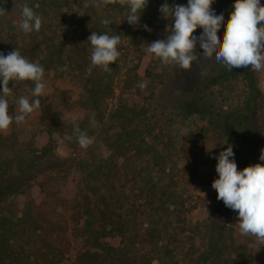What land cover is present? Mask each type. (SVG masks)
<instances>
[{
	"label": "rangeland",
	"instance_id": "1",
	"mask_svg": "<svg viewBox=\"0 0 264 264\" xmlns=\"http://www.w3.org/2000/svg\"><path fill=\"white\" fill-rule=\"evenodd\" d=\"M235 2L236 0L219 8L217 15L223 14L225 18L218 32L221 43ZM260 2L262 3V0ZM187 3V0H171L169 5H187ZM93 4L97 5L96 9H98V4L101 3L100 0H95ZM162 4L160 3L158 8L155 7L156 10L150 9L148 14H142L140 24L132 25L131 32L127 28L124 16L111 18L107 26L100 24L110 36L130 37V51H128L130 71L125 74L126 70H124L117 76L114 94L107 102V112L110 113L122 101L131 104L144 102L146 104L144 110L149 108L147 117L151 120L176 118L175 124L164 131L170 133L176 142L175 159L178 167L175 170V181L179 185L177 191L184 194L186 205H190L181 217L186 233L180 234L179 239L183 238L181 241L167 243L169 254L166 255V249L163 248L165 246L154 253L155 259L152 264H204V262L205 264H232L230 261L235 258L234 253L228 252V248H223L221 245L209 260L199 257L203 253L211 252L209 248L211 217L214 211L220 212L215 204L217 191L212 187L214 180L219 178L216 172L218 161L213 157L219 156V153L224 150L226 139L221 132L201 122L196 111L204 110L207 114H212L213 118L219 114L225 116L224 124L227 131L234 132L230 109L224 106L219 97L211 93L212 89H206L203 86L212 75L220 71L224 64L217 62L215 55L208 59L201 56L193 62L190 69L185 70L174 64L165 65L160 58L147 53L146 43L164 40L171 34L172 20L162 18L159 11ZM19 9V6H15L11 11L6 10L8 13L5 16H0V29H3L2 35L6 41H11L13 36V30L10 31L12 13L18 12ZM84 13L85 10L75 6L71 11L69 10L66 22H63L64 17L59 15L57 20L44 21L41 28L47 33L51 28L59 25L63 33H71L78 29V36L75 37L74 42H78L80 47H86L88 55L91 56L92 46L88 38L92 32L97 34L98 32L93 25H87L88 23L84 21ZM144 25H147L151 31H146ZM199 29L197 28L196 31ZM141 45L145 47L142 48ZM196 52L200 54L203 52L199 44H197ZM258 74L264 94V68L259 70ZM43 82L46 84V89L38 98L30 94V89L34 88V82H9L12 94L7 99L9 114L13 118L18 114L17 102L22 95H28L30 101L39 99L41 106L29 114L23 123L18 125L13 121L8 130L0 131V141L4 140L6 144L3 153L11 158L32 154L33 150L39 151L47 144L49 133L52 132L58 153L68 159L71 164V173L37 176L29 186L9 199L6 208L15 211L17 216L21 217L30 204L33 212L47 221L44 223V227H47L45 237L42 236V229L38 225H25L15 237L12 249L23 264H53L55 260L61 261V264H79L81 254L89 249L94 251L90 245H87L83 229L87 224L85 218L87 209L97 210L96 206L100 205L99 195L104 191V184L102 180H99L103 175L98 172V167L101 161L105 165L108 160L111 164L113 159L109 157L111 152L102 144L96 149L91 148L90 145L87 148H81L77 141L68 135L69 126L86 120L85 127L81 129L85 128L83 131L96 140L100 138L102 131L110 128L111 124L106 123L97 127V122L95 126L90 123L94 114L83 104L85 99L83 88L76 77L45 70ZM141 83H145L146 87L141 89L139 87ZM2 90L3 85L0 82V93ZM62 116L66 118V123L62 120ZM206 141L214 147L210 154L205 149ZM126 157L127 155H118L119 164L125 163ZM146 159L145 157L143 162L138 161L133 166L138 168L145 166ZM258 163L264 164V161ZM108 168H111L109 175H114L113 171L116 170L114 165L111 164ZM104 169L107 170L106 167ZM117 172V178H121L122 190L132 188L134 181L132 170L129 168L124 172L123 169ZM146 176L147 173L143 175V178L138 177L134 188L142 208L145 204L146 192L142 193L141 190L145 188ZM112 185L114 186L115 182ZM111 189L113 190V187ZM56 222L60 225H53ZM99 225L101 222L96 221L95 226ZM179 225V227L183 226L182 223ZM228 227L240 232L238 212H235ZM228 237L231 236L227 235ZM247 237H249L246 239L249 249L247 252L253 255L258 264H264V243L258 242L254 236ZM101 242L114 247L121 246V238L118 236L103 237ZM127 243H129L128 240ZM225 243L229 245L230 241L225 239ZM162 245H166L165 242ZM60 251L62 253H58Z\"/></svg>",
	"mask_w": 264,
	"mask_h": 264
},
{
	"label": "trees",
	"instance_id": "2",
	"mask_svg": "<svg viewBox=\"0 0 264 264\" xmlns=\"http://www.w3.org/2000/svg\"><path fill=\"white\" fill-rule=\"evenodd\" d=\"M169 2L171 0H167V3ZM230 2L233 3L234 0H215L212 9L218 14L219 8ZM160 3H165V0H148V6L141 14H148L150 9L156 10ZM24 4L42 17V25L46 20L59 19V15H62L63 22H66L69 10L78 6L85 10L87 19L84 18V21L88 23L87 25H93L98 34H108L100 25L102 20L117 18L119 15L124 16L126 20L128 8L121 6L119 0L107 5L98 4V9L93 0H0V7L6 10L11 11L15 6L20 8L18 12L12 13L10 19L12 28L10 31L13 30L11 41H6L2 35L3 29H0V53L6 55L18 49L21 55L31 62L39 63L44 70L76 77L83 88L85 97L83 104L94 114L97 127L106 123L111 124L110 128L102 131L100 138L90 145L93 149L101 144L107 147L111 152L109 157L113 159L111 164L116 170L113 171L114 175H109L110 160L105 165L100 162L98 172H101L103 177L99 180L104 184V191L99 195L100 205L96 206L97 210L87 209L85 214L87 224L83 229L87 245L94 251L89 249L81 254L79 264H152L155 259L154 253L165 246L163 248L166 249V255L169 254L167 243L181 241L183 238L179 239L180 234L186 233L181 217L190 205H186L184 194L177 191L179 185L175 181V170L178 167L175 159L176 142L170 133L164 131L175 124L176 118L153 121L147 117L149 108L144 110L146 106L144 102L131 104L122 101L110 113L107 112V102L114 94L117 76L124 70L125 74L130 71L128 67L130 37L121 36V43L118 45L121 55L114 64L109 65L110 71L105 72L100 67H93L89 74L87 69L91 63V56L88 55L86 47H80L78 42H74L78 36V29L71 33H63L59 25L51 28L48 33L42 28L39 32L24 33L19 27L22 18L21 6ZM261 5H264V0ZM126 23L131 32L132 25L127 20ZM202 32L203 29L200 28L194 35L200 36ZM65 66L67 71H62ZM203 86L212 89L211 93L219 97L224 106L230 109L234 132L227 131L224 124L226 117L221 114L213 118L212 114L199 109L196 114L201 122L222 133L226 139L224 150L229 145L233 146L238 171L258 163L264 145V94L260 87L258 71L251 70V66L230 71L224 65ZM76 123L81 129L85 127L86 120ZM69 127L68 135L76 140L74 124ZM0 147V264H23L12 249L15 237L25 225L34 224L42 229V236L45 237L47 227H44V223L47 221L34 213L30 204L21 217L17 216L15 211L6 208L8 201L29 186L37 176H46L50 173L70 174L71 164L58 153L52 132L49 133V141L42 149L33 152L30 150L32 154L22 157L11 158L4 155L3 149L6 148L4 140L0 141ZM118 155H127L126 162L119 164ZM145 157L147 158L145 166L139 168L133 166L138 161L143 162ZM129 168L133 172L132 175L134 174L132 177L134 181L132 188L123 191L120 187L121 178H117V171L123 169L124 172ZM146 173L145 188L141 190L142 193L146 192L142 208L134 188L137 178H143ZM215 204L220 212L214 211L211 217L209 226L211 252L203 253L199 257L209 260L221 245L228 248V252L234 253L235 258L229 260L232 264H258L253 255L247 252L249 249L246 239L249 237L242 236L240 232L228 227L235 212L226 207L222 200L217 199ZM96 221H100L101 225L96 227ZM181 223L183 226L179 227ZM53 225L60 224L56 222ZM227 235L231 237L227 238ZM108 236L120 237L121 246L114 247L101 242L103 237ZM225 239L230 241L229 245H226ZM127 240L129 243L126 244ZM163 242L166 245H162ZM61 263L59 260L53 261V264Z\"/></svg>",
	"mask_w": 264,
	"mask_h": 264
},
{
	"label": "clouds",
	"instance_id": "3",
	"mask_svg": "<svg viewBox=\"0 0 264 264\" xmlns=\"http://www.w3.org/2000/svg\"><path fill=\"white\" fill-rule=\"evenodd\" d=\"M115 2L116 0H100L104 5ZM214 2L215 0H188L187 5H169L165 0L159 11L163 19L171 18V34L164 40L146 43V52L160 58L165 65L174 64L185 70L190 69L193 62L201 56L208 59L213 55L217 62L224 64L230 71L248 66L253 71L264 68V5H261L260 0H236L221 43L218 32L225 18L223 14L217 15L212 9ZM119 3L128 8L127 22L133 26L139 25L141 13L148 6V0H119ZM21 10L20 29L24 33L39 32L42 17L27 4L22 5ZM7 13L5 8L0 7V16ZM101 23L107 26L109 21L105 19ZM143 27L146 31H151L147 25ZM197 28L203 29L199 37L194 35ZM88 42L92 46V54L87 72L90 74L93 67L110 71L109 65L114 64L121 55L118 51L121 37L92 32ZM197 44L203 50L202 54L196 52ZM61 70L67 71V67ZM44 74L45 70L39 63L29 61L18 49L6 55L0 53V82L3 85L0 93V131L8 130L13 121L18 125L23 123L29 114L41 106L39 99L30 101L28 95H22L17 102L18 114L13 118L9 114L7 99L12 94L9 82H34L30 94L38 98L46 89ZM139 87L143 89L146 84L141 83ZM61 118L67 122L65 117ZM90 123L95 126L94 117L90 119ZM73 131L81 148H87L94 142V138L81 130L78 123H74ZM205 149L210 154L214 147L206 141ZM213 158L218 161L216 172L219 178L212 184L218 193L217 199L238 212V225L242 236L251 235L258 242L264 243V164L256 163L238 171L232 145ZM259 159L264 161V149L261 150Z\"/></svg>",
	"mask_w": 264,
	"mask_h": 264
}]
</instances>
